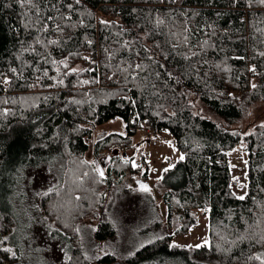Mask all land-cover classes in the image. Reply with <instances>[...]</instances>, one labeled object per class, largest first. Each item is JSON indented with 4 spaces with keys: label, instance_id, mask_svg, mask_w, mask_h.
I'll list each match as a JSON object with an SVG mask.
<instances>
[{
    "label": "trees",
    "instance_id": "obj_1",
    "mask_svg": "<svg viewBox=\"0 0 264 264\" xmlns=\"http://www.w3.org/2000/svg\"><path fill=\"white\" fill-rule=\"evenodd\" d=\"M34 3L0 0V264L16 259L6 251L12 218L5 194L27 171L56 158L63 161L62 182L42 195L40 206L70 244L67 264L90 260L77 227L87 217L100 218L96 240L113 237L105 193L117 186L113 179L134 172L131 161L115 158L99 193L83 155L93 129L115 119L125 132L101 138L100 151L128 147L139 129L169 132L183 158L164 179L168 222L176 216L174 233L183 234L196 221L194 211L208 212L211 245L170 247L168 237L131 255L107 250L100 258L95 248L96 263L264 264V127L244 135L228 129L264 102V6L248 0ZM192 99L219 122L195 112ZM241 144L243 200L230 188L227 155ZM255 256L261 259H249Z\"/></svg>",
    "mask_w": 264,
    "mask_h": 264
},
{
    "label": "rangeland",
    "instance_id": "obj_2",
    "mask_svg": "<svg viewBox=\"0 0 264 264\" xmlns=\"http://www.w3.org/2000/svg\"><path fill=\"white\" fill-rule=\"evenodd\" d=\"M193 109L199 115L214 122L219 119L207 111L197 100H191ZM221 123V122H220ZM264 125V102L253 104L244 118L229 126V130L248 134L256 126ZM125 124L112 120L95 127L92 139L87 141L88 150L83 161L88 165L87 174L91 176V188L99 193L105 188L107 179L103 172L117 158L119 161H131L133 173H127L111 192L105 193L110 203L107 214L114 235L104 237L99 242L94 233L100 218L89 216L82 220L78 227L80 250L89 260L88 264H99L94 261L93 249L97 248V258L104 256L107 250H113L115 256L131 255L145 245L161 242L170 237V247L195 249L211 245L208 212L194 211L196 221L187 232L176 234L179 228L178 219L173 216L168 222L167 210L162 203L163 195L169 189L165 176L183 157L177 149L168 131L158 133L148 129H139L128 147L113 146L102 151L98 148L101 138L110 134L123 135ZM154 143V145H153ZM98 148V149H97ZM96 152L94 153V150ZM228 164L230 171V188L237 198L247 192V157L243 144L229 151ZM135 165V167L133 166ZM92 166L93 169H89ZM91 172H90V171ZM63 161L60 158L51 160L37 169L23 174L11 193L4 196V205L12 218V226L7 237V247L15 256V261L8 264H67L70 244L66 237L56 230L41 210L42 195L56 190L62 182ZM146 183L149 191H138L135 180ZM168 223L170 225H168ZM264 256V252H260ZM114 264H122L119 261Z\"/></svg>",
    "mask_w": 264,
    "mask_h": 264
},
{
    "label": "snow or ice",
    "instance_id": "obj_3",
    "mask_svg": "<svg viewBox=\"0 0 264 264\" xmlns=\"http://www.w3.org/2000/svg\"><path fill=\"white\" fill-rule=\"evenodd\" d=\"M80 2H81V0H76V3H77V4H79ZM172 2H175V0H172ZM20 3H21L22 6H24V5H29V6H31V7H35L34 0H20ZM248 3H249V6H251L253 3H255V4H259V5H261V6H264V0H248ZM133 11H136V9H133ZM38 15H39V13L37 12V17H38ZM48 19H52V18L49 17ZM100 23H102V24H108L109 22H108V21H103V20H102V21H100ZM158 23H162V21H158ZM57 30H59V25H57ZM50 43L55 44L56 41H50ZM89 43H91V42H89ZM261 55H264V53H261ZM85 59H88V58L85 57ZM54 62H55V61H54ZM59 63L63 64L65 68L68 67V65L65 63L64 60H61ZM160 66H161V67H164V65H160ZM142 67H143V66L140 65V64H137V65H136V68H137V69H140V68H142ZM13 71H15V69H13ZM71 71H72V72H75L76 69H72ZM251 71H255V69L253 68V69H251ZM157 76H159V73H157ZM169 76H171V73H169ZM7 82H8V81L6 80L5 83H7ZM83 83H89V81H84ZM253 87H255V85H253ZM261 126L264 127V125H261ZM181 158H183V157H181ZM125 162L127 163V161H125ZM133 166L135 167V165H133ZM96 171L99 172V175H100L101 177L103 176V171H101V170H99V169H97ZM140 189H141L142 191H145V192L149 191L147 185H144V184H141V185H140ZM45 195H47V193H45ZM244 198H245L244 196H240V197H238V199H240V200H243ZM245 238H247V237H241V239H245ZM260 242H264V236H261V237H260ZM196 247H200V245H197ZM6 251H10V249H6ZM249 259H257V260H259V259H261V257H259V256H255V257H249Z\"/></svg>",
    "mask_w": 264,
    "mask_h": 264
},
{
    "label": "water",
    "instance_id": "obj_4",
    "mask_svg": "<svg viewBox=\"0 0 264 264\" xmlns=\"http://www.w3.org/2000/svg\"><path fill=\"white\" fill-rule=\"evenodd\" d=\"M135 184H136V188H137L138 191H142V190L140 189V185H141V184L146 185V183H145L144 181L140 180V179L135 180ZM147 187H148V186H147Z\"/></svg>",
    "mask_w": 264,
    "mask_h": 264
},
{
    "label": "built area",
    "instance_id": "obj_5",
    "mask_svg": "<svg viewBox=\"0 0 264 264\" xmlns=\"http://www.w3.org/2000/svg\"><path fill=\"white\" fill-rule=\"evenodd\" d=\"M153 145H154V143H153Z\"/></svg>",
    "mask_w": 264,
    "mask_h": 264
}]
</instances>
